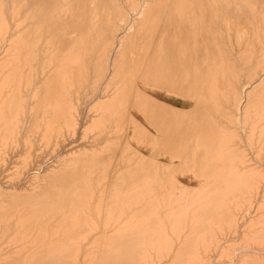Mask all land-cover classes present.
Wrapping results in <instances>:
<instances>
[{"label": "bare ground", "instance_id": "1", "mask_svg": "<svg viewBox=\"0 0 264 264\" xmlns=\"http://www.w3.org/2000/svg\"><path fill=\"white\" fill-rule=\"evenodd\" d=\"M150 1L137 0L134 20L116 34L100 29L114 0H0V264H264V0L213 1L237 12L236 50L218 35L236 53L234 62L201 63L193 56L186 65L173 63L170 50L158 45L154 59L162 55L160 64L141 55L126 57L128 71L187 68V153L143 150L126 141L137 140L135 129H143L139 110H129L133 103L125 98L129 81L128 88L138 93L139 88L127 79L125 61L119 69L115 53L132 23L150 13ZM167 5L163 0L152 15L155 26L140 37L147 45L168 39ZM187 5L194 12L210 4L187 0ZM190 11L187 49L194 50V37L216 38L219 32L202 25L206 15ZM101 31L111 39L96 49ZM143 94L157 129L156 113L174 107ZM109 99L110 110L119 104L122 116H111L103 133L79 142L76 135L98 124L90 108ZM107 118L97 120L105 124ZM126 121L133 125L128 132ZM28 130L36 135L34 156L24 140ZM162 131L153 136L163 142L159 145L173 143L175 136ZM95 147L118 151L119 158L112 161L104 152L108 160L99 156L97 168L91 153L81 157ZM114 163L118 180L107 173ZM184 167L187 174L176 172ZM38 177L44 182H33Z\"/></svg>", "mask_w": 264, "mask_h": 264}, {"label": "rangeland", "instance_id": "2", "mask_svg": "<svg viewBox=\"0 0 264 264\" xmlns=\"http://www.w3.org/2000/svg\"><path fill=\"white\" fill-rule=\"evenodd\" d=\"M114 1L115 2H111L112 5H111L110 9H106L107 15L108 14L109 15H108V18L105 21L101 20L102 23L100 25V29L103 30V31L105 29H110L111 33L113 32V33L119 34L123 30L124 25H126L129 21H133L134 20L132 18H133V15H134V10H135V8L137 6L136 5V1L137 0H114ZM210 1L211 2H213V1L216 2L215 0H210ZM210 1L206 0L207 3H209L210 5L212 4V5L211 6L209 5L203 11H198L197 10V11L191 12L189 10V8H188L189 6L187 5V0H169V5L166 6L165 12H164L165 15H167V17H168L167 20L170 21L169 23L167 21V23L169 25L168 26V31H169L168 39L164 40V41H161L159 43H154L153 45H152V43H149L147 45V43H146L147 41H145L144 39H142L140 37L144 36V34H146V32H148L149 29H151L152 27L155 26V24H156L155 22L156 21L154 20L152 15L154 14V12L159 11V9L162 6L163 0H152V1H150L149 4H150L151 7L149 8L147 6L146 7V11L148 10V12H150L152 14L147 13L145 11L144 13H147L148 15L146 17H144L145 15H143L144 18L142 17V15L139 16L135 20V23H132L131 27L128 29V33L126 35L122 36L123 37L122 43H121V47L122 48L118 52L115 53V55L117 57L116 61L119 63V64L117 63L119 69L121 68V64L126 60V57H130L131 59H133V57H136L138 55H141L142 58L145 56L148 61L160 64L162 62L161 58H163L162 55H159V58H155L154 59V51H155L156 45H158V47L166 48V49L170 50V54H169L170 60L173 63H179V64H182V65H186L187 64V58L188 57L193 58V56H195L197 58V61L198 62L200 61L201 63L204 62V61H207V60H211L215 64H217V63H220V60H223V59H226L229 62H234L235 61V57H236V53H229V51H233V50H231L229 47H224L222 45V43L219 41L218 37L220 36L219 35L220 33L222 35L225 34L224 36L221 35L222 39L224 41L227 39L225 42L228 45H229V40L231 41L230 43L233 42V44H231V47H232V45H234V49H235L236 44H234V41L236 43V40L238 39V35H237V31H236L238 29L236 28V26L233 27V25H235L234 17L236 16L237 12L232 10V9H227L225 7H221V6L217 7V6H215L214 2L210 3ZM152 2L154 4L155 3L156 4L154 5ZM220 3H221V1H219L218 4H216V5H220ZM147 4H148V2H147ZM187 10L190 11V13L194 14V15H199V14L206 15L207 17H204V19L202 20L201 23H202V25L204 27L207 28L206 30H208V31H214V32L218 31L219 33L218 34L216 33L217 35H215V37L218 40H215L216 38H213L212 36L209 37V36L197 35L196 37H194V40H200L202 38L203 41L195 42L194 40H192V43L195 44L196 49H194V50L187 49V25L193 24L192 21L190 20V18H187ZM103 11L105 12V10H103ZM109 11H110V13H108ZM214 15L215 16L216 15L217 16L220 15V17L224 15L225 17H227V19H225V20H220L219 19L220 21L214 20L212 18ZM164 16H163V18H164ZM164 20H166V18ZM217 21L220 22V23H218ZM221 21H223V22L221 23ZM160 25H162V24H160ZM201 27H200V29H201ZM204 27L202 29H204ZM206 30H204V31H206ZM103 31H101L102 33L99 32L96 35V39L102 41V42H99L100 44L98 42L96 44H94V45H96V46H94L96 49H97L98 45H99L98 48L103 47V46H109L108 41L111 38L109 37V35L104 34ZM142 32H143V34H142ZM140 33H141V35H140ZM103 38H104V40H103ZM160 38H162V37L160 36ZM204 39H206V40H204ZM136 41L138 43H136ZM223 52H227V53H223ZM209 53L211 54V58H208V54ZM132 55H134V56H132ZM195 57H194V59H196ZM253 57L255 59L258 58L256 54H254ZM126 61L123 63V70L125 69L128 72V73L125 72L126 76L128 77L127 78L128 80L129 79H135V81L137 82V86L139 88V93L135 92V90H132V88H128L129 87V83H130V81H129V83L127 82L128 84L126 85L127 86V92H129V89H130L131 91H134L133 92L134 95H133V93L131 91H130V93L126 92L127 96L125 95L126 96L125 98L127 99V97L130 96L128 101L133 103L132 104L133 107H132L130 105L131 103L128 102V106L130 105L129 106L130 107L129 110L130 109L134 110L135 108L139 110L138 114H137L138 121H139V124L141 123L142 127H143V129H142L140 127L141 126L140 125L139 128L135 129V135L134 136L138 138L137 140L135 139L136 141L132 140L131 138H128V140H126V141L129 142V143H132L134 148H140V149H143V150H145V149H147V150L154 149V150L160 151V152H166V151L172 152L174 150H179V151L182 150V152L187 153V106L190 104V100L187 98V94H186L187 92H185V91H187V68H185V70L183 69V70H179V71H178V69H175V68L168 69L167 71H165L163 73H159L158 70L155 69V68H147V67H143L141 69L132 68L131 71H128L130 68H128V63H126ZM124 64H126V65L124 66ZM254 65H255V63H254ZM254 68H255V66H254ZM119 69H117V70H119ZM123 70L122 71L120 70L121 71L120 73L118 72V75H117L118 79H121L120 77L122 76L121 74H123ZM199 71L200 70H198V72ZM156 72H157V74H156ZM119 75H120V77H119ZM113 78L117 82L120 81V80H117V78L115 79V77H113ZM151 81H153V83ZM113 83H115V81H113ZM173 86H174V88H173ZM175 86H176V88L177 87H181V88L183 87L182 90L185 89V88L186 89H185V91L184 90L183 91L180 90L181 88L180 89L177 88V90H176ZM142 91H144V92H142ZM181 92L182 93L185 92V93L182 94ZM135 93H138L139 95H137ZM140 93L141 94L142 93H146L150 97L152 96L157 101H159L161 103L163 102V104H165V106L167 104V106H169V105L171 106V107L169 106L170 108L174 107L172 112H170V113L169 112L168 113L166 112V114L164 112H163L164 114L156 113V116L158 115V117L160 118V121H161L160 123L161 124L164 122V120H167V121H165V123L169 122L167 125L165 123H163L164 126L166 125L167 127L164 128L163 125L159 124L158 127L156 126L157 129L155 128V126H154L155 122H153L154 120L152 119L153 116H154L153 114L155 112L152 114L151 108H149V106L151 105V104H149V102L151 103V101L147 97L145 98L144 94H143L144 95L143 96ZM227 94H228V92H223L222 93L223 101L228 102ZM136 98H138V99L136 100ZM132 100H134V102ZM111 101H113V100L109 99L105 103L101 102V103H98L97 105H95L94 107L92 106L90 108L91 110H89V114L92 116V118L97 115L96 116V120L94 119L95 117L93 119H94L95 123H97V121H98V124H91L90 128L87 127L85 130L82 131V133H79L80 135L79 134L76 135L75 137L77 138V140L79 142L80 141L87 142V141L92 140L93 137L99 135V131H102L100 133H103L104 132V128H107V126L109 125L110 121H108V120H111L113 118L111 116H119L120 115L122 110H121V107H120L119 104H117V105H119L118 108L120 107V109H119V110H121L120 112H119L118 109L116 111L117 105H116V108H114L115 111L114 110L113 111L110 110L111 107H113V106L111 104H109V106L111 105V107H109L108 103H111ZM146 102H147V104H149V106L146 104ZM229 103H233V101L230 99ZM103 105H106V106H103ZM137 105H138V107H136ZM230 106L232 108L233 104H231ZM106 107H109V109L106 108ZM147 108H149V109H147ZM176 108L177 109L180 108V109L177 110ZM184 110L186 112H182ZM122 114L123 113H121V116H122ZM107 115H109V116H107ZM103 116L106 117V118L107 117H111V118H109V119L107 118V120H105V124H102V123H104V121H99L97 119H101L102 120ZM99 122H101V123H99ZM127 122L128 121H126V123L124 124V127L126 128V131L127 130L129 131L133 127V125L129 124L130 122L129 123H127ZM99 124H101V125L99 126ZM96 125H98V126H96ZM102 125L105 126L103 129H102V127H103ZM30 126L33 128V124H30ZM31 127H29V128H31ZM91 127L93 129H91ZM90 129L93 132H91ZM161 129L162 130L164 129L165 133L167 131V133L170 132L171 134H173L175 136V139H174L173 143H171L168 146L159 145V144H162L163 142L160 140L162 142L161 143L158 139L156 140L154 137L158 136L156 134H158L159 131L163 132ZM86 130L87 131L89 130V133H87ZM147 130H149V131H147ZM157 130H159V131H157ZM30 131L28 130L27 131L28 133L26 132L27 137L25 135V139L24 140H26V142L28 141L26 143V145L28 144L29 147H27V146L26 147L29 149V153L31 151L30 154L31 155L33 154V156H34V153L36 154V152H37L36 145L34 144V143H36V140H35L36 137H34L36 135H35L34 132H32V131L30 132ZM84 131H86V135L87 136L85 135ZM148 132H151V134H149ZM96 133H98V134H96ZM117 133H118V131L117 132L114 131L112 136H114V139L116 138L115 140L117 142H119L120 134H117ZM146 133H148L149 135H147ZM29 134H31V135L29 136ZM81 134H84V136L87 137L88 139L87 138L82 139V137H79V136H83ZM88 134H91V136L90 135L88 136ZM92 135H93V137H92ZM116 135H119L118 136L119 138ZM89 137H91V138H89ZM152 137H153V139H152ZM80 138H81V140H80ZM121 141L122 140L120 139V142ZM154 141H156V142L154 143ZM157 142H158V145L156 146ZM27 148H26V150H28ZM97 148L98 147H95V149H97ZM98 150H99V148L97 149V151H95L93 149L92 150L91 149H86L85 150L86 152L84 151V153H81L82 154L81 157H83V155H84V158H85L86 154H87L86 157H88V155H89L88 153H91L90 154L91 156L89 155L88 158L91 157V159H93L95 157L96 159H98L97 162L95 161L97 164H94V166L96 165V167L98 168V167L101 166L99 164L101 160L103 161L106 157L108 158L109 156L113 155L112 153L109 152L110 151L109 149L108 150H104L103 149V150H99V151ZM101 151H102V153H101ZM93 152H95V154H92ZM96 152L97 153L100 152V154L98 153V157L96 156V154H97ZM104 152L105 153L109 152L110 154L106 153V157H105V154L103 155ZM101 154L103 156H101ZM118 154L119 153L117 151V154L115 153L114 154L115 156L114 155L112 156V158H111L112 161L116 162L115 159L117 157L119 158V156H117ZM21 155L23 156L24 154H21ZM107 155H109V156H107ZM92 156H94V157L92 158ZM99 156L101 157L100 158L101 160L99 159ZM79 157H80V155H79ZM79 157H78V155H76V158H79ZM81 157L79 158L81 160V162L83 160H85V161L87 160V162H88V160H89L88 158L82 160ZM23 158L21 157L20 160L24 161L25 159H27V157L25 159H23ZM107 158H106V160L109 159V158L108 159ZM117 161H119V160L117 159ZM19 164H20V161H19V163L17 165H19ZM21 164H20V167H22V168H21V170L19 169L20 172L23 170V166H24L23 162ZM114 164H115L114 166H113V164L111 165V169L114 168V170H115L116 169V167H115L116 163H114ZM118 164H119V162L117 163V165ZM99 169H97L98 172L96 174L98 176L102 175L101 174L102 171H99ZM111 169L110 170L108 169L111 172L107 171L108 176H116L114 178L117 179V177H119V174L116 173V170L113 171ZM17 170H18V168L16 169L15 172H17ZM176 172H178L179 174H187V168L184 167L182 169L177 170ZM103 173H105V172L103 171ZM110 173H112V174H110ZM113 174H117V175H113ZM42 178H44V177H40V178L38 177L33 182H36L37 184L42 183V180H43ZM43 182H44V180H43ZM103 198H105V195H104Z\"/></svg>", "mask_w": 264, "mask_h": 264}]
</instances>
